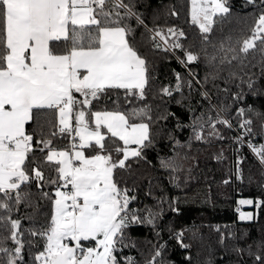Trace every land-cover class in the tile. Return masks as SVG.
Segmentation results:
<instances>
[{"label":"snow or ice","instance_id":"snow-or-ice-1","mask_svg":"<svg viewBox=\"0 0 264 264\" xmlns=\"http://www.w3.org/2000/svg\"><path fill=\"white\" fill-rule=\"evenodd\" d=\"M246 3L259 9L250 34L235 44L228 37L227 47L221 42L212 54L205 49L209 63L230 64L250 52L264 57V0ZM189 12L207 43L217 18L229 15L230 8L228 0H189ZM131 19L144 25L132 0H0V231L7 233L0 239V264H24L21 219L12 213L22 204L31 206L33 184L50 201L51 215L43 230H30L31 236L44 240L32 264H119L115 253L124 230L130 224L153 223L151 212L141 218L129 207L135 197H129L115 180V170L129 167L131 158H141L152 142L150 123L143 122V118L151 121L150 109L132 111L131 117L142 120L139 123L130 122L129 115L119 110H92L93 102L109 90H124L126 97L141 100L145 96L148 66L129 39ZM148 31L156 48L182 50L184 57L177 59L185 67L199 60V53L180 42L183 31L174 27ZM176 79L174 90L179 92L184 80L179 73ZM248 86H253L251 81ZM162 92L171 96L173 89L164 87ZM34 110L54 111L52 136L71 137L70 149L59 150L52 139L34 140L26 133ZM238 114L243 116L244 110ZM201 120L197 117L192 125L197 141L205 139V126L212 129L208 136L218 135L217 123L231 127L226 119ZM251 123L244 120L241 127L251 133ZM109 136L122 142V147L114 149L116 159L106 146ZM34 145H43L39 147L43 160L30 156L37 150ZM248 146L264 164V144L249 141ZM45 165L55 176H46ZM46 184L54 186V192L43 191ZM240 218L252 219V214L241 213ZM175 238L181 247H189L183 243V232ZM8 240L14 248L6 246ZM83 242L94 243L85 246ZM163 247L146 264H157ZM124 260L134 264L132 257ZM255 261L264 264V255H255Z\"/></svg>","mask_w":264,"mask_h":264},{"label":"trees","instance_id":"trees-1","mask_svg":"<svg viewBox=\"0 0 264 264\" xmlns=\"http://www.w3.org/2000/svg\"><path fill=\"white\" fill-rule=\"evenodd\" d=\"M132 2L147 26L138 25L135 19L128 21L132 28L129 39L147 61L145 96L141 100L126 97L124 90H109L92 107L93 111H122L132 123L142 122L131 117L134 109H150L151 121L143 118V122L150 123L152 142L143 149L141 158H131L129 167L115 170V180L120 189L128 190L129 197H135L129 207L141 218L151 212L154 221L130 224L124 230L115 253L119 264H125L124 257H132L134 264H146L161 245L164 247L157 264H257L255 255H264V169L237 139L236 131L244 130L256 146L264 144V57L250 52L230 64H220L219 60L209 63L204 50L212 54L221 42H226L227 47L228 37L235 44L249 35L259 9L246 0H228L230 14L217 18L205 43L204 34L191 21L189 0ZM172 11L178 15H171ZM169 27L185 33L180 42L199 53L198 61L185 67L177 59L184 57L182 50L155 47L153 33L148 29L166 32ZM177 73L184 80L179 92L174 90ZM164 87L173 89L171 96L163 94ZM240 109L244 110L243 116L238 114ZM197 117L202 118L201 122L226 119L231 127L217 123L218 135L208 136L212 129L205 126V139L197 141L192 127ZM244 120L252 121L251 133L241 127ZM55 124L54 111L34 110V118L25 125V131L34 140L52 139L57 149L70 148L71 137L52 136ZM117 145L122 147V142L110 136L106 139L113 159L117 158ZM34 147L37 150L30 156L43 160L39 151L43 145ZM165 163L171 166L166 167ZM45 174L55 176L47 165ZM31 190V206L22 204L14 207L12 213L13 218L21 219L24 264H32V256L44 245V240L31 236L30 230H43L51 215L50 201L41 196L35 184ZM54 190L47 184L43 189ZM239 199L253 201L249 208L255 210V216L251 220H238ZM257 201L261 202L259 207ZM181 232L187 248L175 238ZM5 235L0 231V239ZM6 246L14 248L15 244L8 240Z\"/></svg>","mask_w":264,"mask_h":264},{"label":"rangeland","instance_id":"rangeland-1","mask_svg":"<svg viewBox=\"0 0 264 264\" xmlns=\"http://www.w3.org/2000/svg\"><path fill=\"white\" fill-rule=\"evenodd\" d=\"M93 127H94V125H93ZM68 149H70V148H68ZM59 150H63V149H59ZM241 200H248V199H239V201H241ZM239 201H238V205H237V209H238L237 218H238V220L239 221L251 220V219H241L240 218V214L241 213H245V214L251 213L252 214V218H253L255 216V212L253 213L252 212L253 210L249 208L250 206H252V204L251 205H247V204L242 205V204L239 203ZM83 243L85 244V246H92V244L94 242H83Z\"/></svg>","mask_w":264,"mask_h":264},{"label":"built area","instance_id":"built-area-1","mask_svg":"<svg viewBox=\"0 0 264 264\" xmlns=\"http://www.w3.org/2000/svg\"><path fill=\"white\" fill-rule=\"evenodd\" d=\"M238 138H240L239 140L252 152V150L249 148L248 144L249 141H251L247 136H245L244 130H240V131H236ZM252 142V141H251ZM253 143V142H252ZM252 154L254 155V157L259 161L260 163V159L259 157H257L253 152ZM261 164V163H260ZM263 169H264V164H261Z\"/></svg>","mask_w":264,"mask_h":264},{"label":"crops","instance_id":"crops-1","mask_svg":"<svg viewBox=\"0 0 264 264\" xmlns=\"http://www.w3.org/2000/svg\"><path fill=\"white\" fill-rule=\"evenodd\" d=\"M239 201V200H238ZM253 213L255 212V210L254 211H252Z\"/></svg>","mask_w":264,"mask_h":264}]
</instances>
